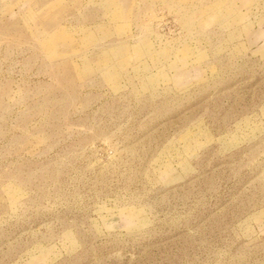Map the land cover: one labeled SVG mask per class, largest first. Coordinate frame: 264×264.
I'll return each mask as SVG.
<instances>
[{
  "label": "rangeland",
  "instance_id": "374dc122",
  "mask_svg": "<svg viewBox=\"0 0 264 264\" xmlns=\"http://www.w3.org/2000/svg\"><path fill=\"white\" fill-rule=\"evenodd\" d=\"M0 264H264V0H0Z\"/></svg>",
  "mask_w": 264,
  "mask_h": 264
}]
</instances>
